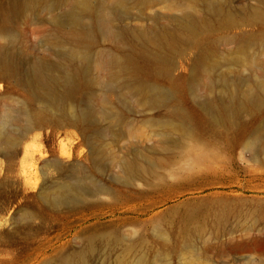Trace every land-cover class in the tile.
I'll return each instance as SVG.
<instances>
[{"label":"bare ground","instance_id":"bare-ground-1","mask_svg":"<svg viewBox=\"0 0 264 264\" xmlns=\"http://www.w3.org/2000/svg\"><path fill=\"white\" fill-rule=\"evenodd\" d=\"M152 3H163L168 9L181 13L165 14L169 21L160 25L154 22L141 26L130 22L121 24L136 8L142 10ZM30 10L34 12L33 18L51 23L47 27L50 35L42 40L47 46L41 51L12 44L14 24L27 17ZM245 27L252 28L237 32ZM170 52L183 58L195 53L193 68L203 76L200 81L205 94L200 98L193 93L192 111L199 115L208 130L220 125L228 129L237 127L233 140L225 147L231 153L239 146L251 150V158L264 164V137L257 133L255 126L256 121L264 118V0H238L237 3L229 0H0V79H14L26 91V100L21 101L17 113L12 114L11 107H4L0 112V148L19 146L39 137L41 133L36 129L40 127L75 126L89 146L92 169L103 171L100 159L107 152L123 182L130 187L122 190L102 184L91 190L84 189L73 181L70 170L50 158L42 165L43 176L57 174L58 181L43 185L46 200H50V194L59 196L65 191L96 199L109 194L122 199L125 210L134 214L151 213L146 220H152L158 215L155 208L161 200L154 197L160 191L168 196L188 188L197 180V171L190 170L181 173L177 180L167 181L155 163L145 165L119 156L110 143L106 150L93 144L112 123L131 128L133 119L116 108L104 115L105 123L94 121L93 110L84 107L80 94L83 87L90 85L88 79L81 76L80 69L83 64L93 68L97 73L96 81L105 84L110 94L118 99L129 95L144 106L143 112L148 115L145 120L157 130L161 127L178 130L182 139L175 145L189 156L204 177H223L232 172L234 156L230 154V159L223 162L217 160L220 150L195 137L194 125L187 122L189 112L179 103L162 97L164 85L160 81L142 76H154L162 68L169 72L170 67L165 64ZM239 72H244L245 76L238 80ZM168 81L172 88L183 89L181 78L170 76ZM89 94H96L103 104L109 102L100 93ZM9 100L12 101V95ZM162 103L167 106L166 114L152 115L150 111ZM246 112L254 114L249 121L241 118ZM22 120L23 125L12 127V121ZM222 134L229 135L226 131ZM196 147L200 150L195 151ZM72 167L76 171L83 170L79 165ZM83 174L93 180L89 172ZM141 182L152 188L137 189L135 185ZM146 200L150 201L149 207L139 212L140 204ZM216 201L227 203L223 197ZM54 202L61 201L57 198ZM206 202L204 199L195 205L182 200L169 211L175 213L182 209L184 219L190 220ZM122 219L129 221L127 217ZM115 240L122 244L121 252L115 256L117 264H155L136 243L123 242L119 236ZM163 245L179 252L185 264H214L194 246L169 245L165 241Z\"/></svg>","mask_w":264,"mask_h":264},{"label":"rangeland","instance_id":"rangeland-1","mask_svg":"<svg viewBox=\"0 0 264 264\" xmlns=\"http://www.w3.org/2000/svg\"><path fill=\"white\" fill-rule=\"evenodd\" d=\"M175 12L181 13L168 9L163 3H152L142 10L136 8L134 14L121 24L130 22L141 26L154 22L160 25L169 21L165 14ZM33 13L30 10L27 17L14 24L12 44L41 51L47 46L42 40L50 35L47 27L51 23L33 18ZM251 28L245 27L237 32H247ZM194 56V52L187 58L170 52L165 64L170 67L169 72L162 68L154 76H142L160 81L164 85L162 97L179 103L189 112L187 122L194 125L195 137L220 150L217 160L223 162L230 159V154L234 156L232 172L223 177H204L189 156L175 145L182 139L178 130L169 127L157 130L145 120L148 115L143 112L144 106L129 95L118 99L110 94L105 84L96 81V71L83 64L80 73L90 85L83 87L80 94L85 101L84 107L93 110L94 121L105 123L104 115L116 108L133 119L131 128L119 122L112 123L107 132L93 140V144L106 150L110 143L119 156L145 165L155 163L167 181L177 180L181 173L190 170L197 171V180L188 188L168 196L160 191L154 197L161 199L155 208L158 215L152 220H146L151 213L134 214L125 210L123 200L109 194L96 199L65 191L59 196L50 194L48 201L43 196L42 187L58 181L57 174L48 178L43 176L42 165L50 158L70 170L73 181L84 189L91 190L102 184L122 190L130 186L123 182L118 167L107 152L100 159L103 171L92 169L89 146L83 142L77 127L50 125L37 128L36 132L41 133L39 137L28 139L19 146L0 148V264H117L115 256L122 250V244L115 240L117 236L123 242L136 243L139 250L154 259L155 264H185L179 252L164 247V241L169 245L194 246L214 264H264V164L251 158V150L239 146L231 153L225 147L233 140L237 127L228 129L226 125H220L208 130L199 115L192 111L193 93L200 98L205 94L200 81L203 76L193 68ZM170 76L181 78L182 90L170 86ZM236 76L239 80L245 73L239 72ZM90 92L106 96L109 102L103 104L96 94L90 95ZM25 100L26 91L14 79H0V112L4 107H11L12 114H15L21 108V101ZM150 112L152 115L166 114L167 106L162 103ZM253 115L246 112L241 118L249 121ZM20 125L23 120L12 121V127ZM255 126L257 133L264 137V118L256 121ZM223 131L229 135L223 136ZM196 150L200 148L196 147ZM76 165L83 170H73L72 166ZM84 172H89L93 180L86 178ZM135 187L139 190L152 188L144 182ZM218 197L227 199V203H218ZM57 198L61 202H54ZM204 199L207 202L200 205L190 220L184 219L182 209L175 213L169 211L182 200L197 205ZM149 204V200L143 201L139 212ZM132 215L139 217L133 218ZM123 217L129 221L123 222Z\"/></svg>","mask_w":264,"mask_h":264}]
</instances>
